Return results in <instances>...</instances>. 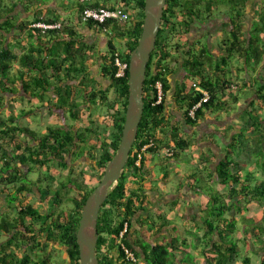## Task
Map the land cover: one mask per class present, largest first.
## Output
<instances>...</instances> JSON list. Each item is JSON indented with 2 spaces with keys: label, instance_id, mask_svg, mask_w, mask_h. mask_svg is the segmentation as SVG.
<instances>
[{
  "label": "trees",
  "instance_id": "16d2710c",
  "mask_svg": "<svg viewBox=\"0 0 264 264\" xmlns=\"http://www.w3.org/2000/svg\"><path fill=\"white\" fill-rule=\"evenodd\" d=\"M21 1L25 2L26 0ZM250 1L167 0L161 30L147 69V78L144 84V113L138 136L122 176L111 190L100 212L97 245L100 264H134L125 260L118 245L120 232L126 224L128 225V232L124 238V243L136 254L137 264H140V262L143 264H238V259H242V264H252L250 256H243V252L249 251L257 256L261 255L260 252H262L263 256H261L260 264H264V224L260 222L258 217L246 215L249 210L248 207L252 203L263 206L264 209V177L261 175V173H264V115L260 113L264 111V76L260 77L259 86L253 92L255 98L249 103L242 116L241 120L245 122V125L236 128L235 124L237 123L233 124L232 129L234 132L230 140L223 145H219V149H221L219 155H222V158L217 159L218 165L215 170L220 190L215 193H207L209 202L203 211L204 215L201 221H198V224L201 225L199 226L200 231H188L186 235L179 236L177 230H175L176 237L171 241L162 239L156 243L141 244L140 252L137 249V244L131 240L133 219L139 211H150L146 205L147 195L144 193L145 183L149 180L147 177L149 173L146 169L147 156L151 155L154 159L158 158L162 164H168L171 160L180 162L183 151L192 145L191 139L189 140L181 135L180 127H170L167 124L165 103L167 92L170 89L168 77L177 71V68L175 69L176 65L181 64L187 76L192 77L194 83L197 82L211 93L210 101L197 112L196 119L189 116V110L201 100L202 95L194 92L192 87V93L182 94L180 101L182 106L187 107L184 112L187 125L198 126L207 112L219 113L231 106L225 100V93L231 89L232 83L224 79L226 74L222 71L229 65V61L233 60L234 54L245 58L246 64L253 72H256L257 67L261 66L264 61L263 13L259 11L256 14L259 22H254L249 32L250 38L241 39L244 34L242 16L247 2ZM4 2L5 0H0V21L4 18L1 12ZM122 4L128 9L134 5L132 8L138 11V15L132 18L130 23L111 25L110 29L113 31V35L108 37L107 55L103 57L104 65L101 72L105 78H109L111 85L109 90H92L87 95L90 104L86 109L87 113L91 111V114L96 104H101L103 108L108 109L111 125L105 130L103 129V133L100 129H97L98 126L93 128V125H97V120L93 118L91 119L92 126L62 125L48 128L46 133L39 136L30 127H21L17 116L12 115L6 118L1 114L6 106L3 95L8 92H17V88L10 89L8 87L9 79L12 84L18 80L17 74L12 75L17 63H21L29 74L36 69L40 72V75L35 77V85L29 83L25 90L29 91L36 87L39 90L40 97L44 98V93L49 92L50 86L47 80L44 81L43 76L51 70L52 79L64 81L62 68L66 65V60L63 61L57 57L58 49L52 50L54 57H40V54H44L46 49L40 51L34 47L29 48L27 52L24 51L23 56L17 55L12 46H7L4 40V31L7 33L10 29L15 28L16 22L8 20L4 25L0 23V164H2L0 167V183L7 187L2 189L1 192H6L8 187L13 186L15 199H20L19 217L13 221H3L0 223V228L5 230L3 232L10 234L17 228L25 226V220L28 218L32 220L34 226H37L41 221L44 225H47L46 222L50 220L51 223L48 227H40V232L47 234L48 243H55L64 249L68 255L69 264H81L77 231L86 201L97 186L90 187L74 175H68L67 180L59 184V189L53 197L51 213L48 215L42 214L39 208L33 205L24 204L21 195L24 192L32 194L34 193V186L39 183L43 185L41 179L33 181L29 177L36 167L44 169L53 164L63 171L74 170L78 167H71L73 162H76L79 158L88 157L91 163L87 162L84 165L90 168L88 170L89 175L91 178L97 179V184H99L108 164L114 158L121 142L129 97V69L126 71L125 77L117 78L114 58L115 54L119 52L122 59L130 63L132 52L138 46L142 35L145 0H123ZM261 4L264 7V0H261ZM79 5L81 21L85 8L109 7L93 0H85V2L79 0ZM221 6L229 7L226 17L230 20V24L223 31L224 35L228 34L227 39L223 40L224 55L218 58L214 53V46L210 44L203 46L200 40H197L196 35L193 34L200 31L201 25H206L207 22L214 20L217 10ZM47 22L48 25H57L58 27L52 29L38 28L34 26L39 23L37 21L30 25H32V29L37 30V33H40V31L42 33L58 32L64 28L56 21ZM86 24L98 33L109 35L108 32L104 31V26H100L93 21L86 22ZM25 25L27 24L20 25L21 29ZM72 36H75L74 33H72ZM113 37L123 41V51V47L119 48L114 44ZM183 38H187V43L182 44L179 41ZM14 39L19 43V35H14ZM177 39H179L178 42H176ZM76 42V39H73L67 44L65 50L69 57L76 56L72 51L76 48ZM91 50H94L93 47ZM75 51L78 53V51H82V48L80 47ZM220 51L222 52V50ZM35 53H38V56ZM67 70V75L71 76L70 73H80L82 69L73 64ZM81 75L85 74L81 72ZM35 78L31 77L32 80ZM158 81L163 83L165 93V99L159 105L155 104L157 100L155 85ZM85 85L86 82L83 86ZM182 87L185 89L186 85L183 84ZM54 89L59 98L56 99L54 105H50L52 107L51 111H65L73 122L80 123L81 118L77 109L83 106V103H72L70 101L71 89L65 90L64 94L63 88L59 85H56ZM110 90L114 91L117 101L110 102ZM119 103L121 108H118ZM95 137L97 143L91 144ZM251 138L255 139L259 148V153L255 156L257 171H248L246 162L240 159L247 151L246 147ZM150 140L155 141L156 147L146 151L140 165H138V154ZM165 147L174 150L173 157L164 156L160 153L161 149ZM214 154L213 152L212 155ZM72 156L75 157L74 160H72ZM88 171L81 169L80 174L87 176ZM130 177H132V180ZM168 177L169 173L165 175L164 180ZM51 179L53 178L51 177ZM53 181H56V179H53ZM135 185H138V187L133 188ZM209 190H213V188L209 187ZM38 192L44 202L49 197L50 189L39 187ZM147 222L149 226L153 225L155 230L157 227L163 228L162 226L169 224L171 221L163 220L162 217L152 214L148 216ZM151 230L153 229L151 228ZM157 233L159 231H156ZM238 233L244 235V239L239 241L241 244L234 238ZM190 239L192 243H189ZM17 242L18 237H12L8 243L0 245V252L2 251L5 254L0 259L1 264H18V256L7 251ZM33 242L35 248L40 249L41 244L37 241V236L33 237ZM21 263L31 264L28 259ZM35 264H50V259L40 258Z\"/></svg>",
  "mask_w": 264,
  "mask_h": 264
},
{
  "label": "crops",
  "instance_id": "0c3cea01",
  "mask_svg": "<svg viewBox=\"0 0 264 264\" xmlns=\"http://www.w3.org/2000/svg\"><path fill=\"white\" fill-rule=\"evenodd\" d=\"M53 1L26 0L25 2H23L21 0H5V2L3 3V8L1 9L4 18L0 21V23H2L3 25L8 20L14 23L16 22L15 28L10 29V31H8L7 33L4 31V40L6 41L5 44L7 46H12L14 52L17 55L23 56L24 51L27 52L29 48L34 47L38 48L40 51L46 49V52L44 54L42 53V55L40 54V57H54L52 50L58 49L59 52L57 54V57L61 58V60L63 61L66 60V65L64 64L65 66L62 68V76L64 78V81L52 79L51 70H49L47 74L43 76L44 81L47 80L48 85L50 86L49 92L44 93V97L48 96L50 99L49 101H46L44 100V98L40 97L39 90H37L36 87H33L29 91L25 90V88L29 86V83H34L35 85V77L39 76L40 72L36 69L29 74L27 72V69L23 66H20V64L17 67H14L12 71L13 74L15 73V71L17 72L18 80L14 84L10 82V79L8 82V87L10 89L17 88V92H8L3 95V101L6 106L4 109L5 111L3 110L4 112L2 111L1 114L4 117L12 116H7L4 113H7L8 110L9 113H11V110L13 108L15 110L24 109L25 111H27L28 104L32 103V101L35 99H40L41 102H43V105L40 107L41 109L38 108V111L40 110L41 112H43L42 123L43 125H47L46 128L44 127V133H46V129L48 128L60 127L62 125H72V123H74L71 122L70 119L69 122H71V124L66 123L68 116L67 112L62 110L51 111L52 107H50V105H54L56 99L59 98L58 93L54 89L56 85H59L61 88H63V94L65 93V90L67 91L71 89L72 95L70 101H72V103H83V106L81 107L85 106L86 108H88L90 105L87 99V95L92 90H109V87L111 85L109 78H105L101 73L104 65L103 57L107 55L108 36L103 33H98V31H96L95 29L89 28L86 23L80 20L79 0ZM93 1H97L103 6L109 7L118 6L123 3V0ZM254 2V0L247 2L246 7L244 8L242 16L244 34L241 36L242 40L250 38L249 32L251 31L254 22H259V18L255 19L251 17V15L256 16L259 11L264 14V7H262V4L259 3L258 5H256V2ZM132 7H134V5ZM132 7L130 6V9L133 12L132 18H134L138 15V11ZM262 8L263 11H261ZM228 12V6H221L217 10L216 14H219L217 18L211 20L209 23L207 22L206 25H201L199 28L200 31H198V33L196 32V34H198L196 35L197 40H207V43L214 46V53H216V56L218 58L223 56V53L225 52L223 40L227 39V35H222V32L224 31V26L222 27V25H226L227 28L229 26L230 20L226 17ZM248 18L250 19L249 21ZM34 21H37L39 23L56 21L57 23L63 25L64 28L63 30H60L58 32L42 33L40 31V33H37V30L32 29L33 27L32 25H30ZM23 23H26L28 27H26L27 25H25L24 28L21 29L20 25H22ZM211 29H216L217 33L212 32L213 30ZM72 33H74L75 36H72ZM211 34L214 36L212 37ZM14 35H19V43H17V40L14 39ZM99 38H101L102 40L101 43L98 42ZM262 38L264 42V34L262 35ZM73 39H76L77 41V44L75 46L76 48L72 50L73 53H75L76 58L69 57L65 50L67 44L70 41H73ZM85 44L86 46L83 47V45ZM98 44H100V48ZM80 47L82 48V51H78L77 53V51L75 50L79 49ZM92 47L94 49L93 51L91 50ZM123 50L124 48H122V51ZM220 50H222V52ZM35 55L38 56V53H35ZM57 57L55 56V58ZM234 59H237V61L236 64L233 65ZM233 60H230L229 65L226 66L222 71L226 74V77L224 79H226V81L228 80L229 83H232L231 89L225 93V100H227L231 104V106H229L225 111L219 112L216 115H214L215 112L213 111L207 112L201 124L195 127L187 125L184 115L187 107L182 106L180 101L182 99V94L185 95L192 93L193 90L191 89V87L194 83V80L188 82L187 73L181 67V64H177V67H175V69L177 68V71L169 75L168 77L170 89L167 92L165 103L167 113L166 120H168L167 124L170 127H180L181 135L189 140L191 139L190 135L192 133H196L197 130H200V132L203 133L202 136L197 138V141L191 139V142L193 144V142L195 141L196 143H194L201 150L199 158L201 159L202 165L201 167L199 166V168L201 170L200 173L202 187L210 183V188L218 187L217 191L219 190L220 186L218 184V178L215 169L218 165L217 159L219 160V158H222V155H219V152L221 151V149H219V145L225 144L224 134L227 133L230 128L232 129L231 125L242 121L241 119L246 111V108L243 110L239 108L238 111L236 110V108L242 107L243 104L249 105V103L254 100L255 95L253 94V92L259 86V80L261 79L260 77L264 76V61L261 66L257 67V71L253 72L252 69H250V67L246 64L245 58L240 57L238 54H234ZM73 64L76 65L77 68L82 69L80 71L85 75H81V72H72L70 73L71 76H68L67 69ZM244 72L245 76L242 80L241 75H243ZM23 73L26 74L24 75ZM229 73L230 75L228 76L227 74ZM32 76L35 78L34 80L31 79ZM84 82H86L87 86H83ZM183 84L186 85L185 89L184 87H182ZM179 90L181 92L180 94ZM111 91L113 90H110V93ZM219 96L221 95L219 94ZM81 107L77 109L80 118L82 116ZM55 116L57 119L59 116H62L65 122L62 124L51 123L53 122V118ZM219 118H221L222 121H220ZM231 120H235V122L232 123ZM217 122L224 123V125L219 128L222 132L214 128V126H217ZM19 125L23 127L20 121ZM217 132L221 136L220 142L218 143L216 140H212L210 137H208V135H214ZM204 133H206V135H204ZM213 152L215 153L214 155H212ZM156 157L158 156L156 155ZM147 158L146 169L149 173V175L147 176L149 180L145 183L144 193L147 195L146 205L150 209V211H139L137 213L136 217L133 219V228L131 231V240L137 244V249L139 252L141 251V244L143 245L148 243H156L162 239L171 241L176 237V234L174 233L175 230L185 231V233L180 232L183 235H186V232L188 231H194V227L198 225V221H201L204 215L203 211L206 209V206L209 202L208 194H203L202 196L198 195L202 187L192 182V176L194 175V173H192L190 170L187 171L184 169H180L179 172L176 173L175 179L179 181V186L177 188H173L172 191L167 190L166 186L159 187L154 185L151 182L154 179V176L152 174L153 170L158 164H162V162H153L152 159L154 158L151 155H148ZM179 161L182 162V158ZM168 163L175 165L177 161L171 160ZM49 168L50 169H47L48 172L53 175L54 173L52 171V165L49 166ZM31 176L32 175H29L30 178ZM130 179L132 180V177H130ZM169 179H171L170 173ZM32 180L36 181V179ZM57 183L58 182L56 180L53 183L51 182L47 184V187L50 189V194L48 199L44 202L41 200V195L38 192V185L33 187L34 193L29 194L27 192H24L21 195L24 204L33 205L39 208L42 214L48 215L49 213H51L50 211L52 208L54 197L52 195V188H50V185H57ZM3 187L4 186L0 183V192L2 191V189H5V187ZM137 187L138 185H135L133 188ZM14 190L15 189L13 188V186H10L8 187V191H3L0 193V223H2L3 221H13L14 219H17L19 217L20 205H18L17 214H14L13 220L6 219L7 215L13 209L7 203V200L12 196ZM177 202L180 205H182L181 202H185L184 207L181 206L177 210L176 205L174 204ZM179 210H182L183 212L182 218H186L184 227H181V225L178 224L179 221L177 222V211ZM172 211L177 213V215L173 219H170L169 215L173 213ZM152 214L160 216L163 220H169L171 222L165 226H162L163 228L160 229V227H157L153 231L148 228L149 224L147 222L148 216ZM46 223L47 225H44V223L41 221L37 226H34L32 220L28 218L25 220V226L17 228L13 233L9 234L7 232H3V235L0 234V245H5L10 241V239H12V237H18V242L15 243L11 248H9V250H7L9 253L12 252L13 254H16V256H18V264H22L21 262L25 261L26 259H28L31 264H35L40 260V258H49L50 264H69L68 255L64 251V249L55 243H48L47 234L44 232H40V227H48L51 221L49 220ZM2 231L5 230L2 229ZM156 231H159V233L156 234ZM36 236L37 241L41 244L40 249H36L33 242V237ZM189 243H192L191 239L189 240ZM4 255L5 254H3V252L1 251L0 259ZM140 264L143 263L140 262Z\"/></svg>",
  "mask_w": 264,
  "mask_h": 264
},
{
  "label": "rangeland",
  "instance_id": "374dc122",
  "mask_svg": "<svg viewBox=\"0 0 264 264\" xmlns=\"http://www.w3.org/2000/svg\"><path fill=\"white\" fill-rule=\"evenodd\" d=\"M48 1H53V0H48ZM256 2V5H258L259 3H261V0H254ZM54 2V1H53ZM254 2V3H255ZM263 11V8L262 10ZM222 12V11H221ZM224 12V11H223ZM220 13V12H219ZM75 14V13H74ZM219 14H216V18ZM251 17L257 19V17L254 15H251ZM250 17V18H251ZM250 19L248 18V21ZM230 24V22H229ZM224 26V30L227 28L224 24L222 25V27ZM213 30L212 32H216L217 33V30L216 29H211ZM109 36L113 35V31H111V29L109 30ZM198 33V32H197ZM194 36L195 35H198L196 33L193 34ZM212 35V34H211ZM219 35V34H218ZM222 35H224V33L222 32ZM228 35V34H227ZM214 35H212L213 37ZM113 42L116 46H118L119 48H124V43L123 41H120L117 37H113ZM101 43V38L98 39ZM179 39L176 40V42H178ZM182 44L184 43H187V38H183L181 40H179ZM200 42H202V45H207L209 43H207V40H200ZM99 48H100V44H98ZM97 50V49H96ZM93 51V50H92ZM25 54V53H24ZM175 54V52H174ZM236 61L237 59H234L233 60V65L236 64ZM230 63V61H229ZM19 64L17 63V65H15V67H17ZM232 65V63H231ZM230 65V67H231ZM20 66H23L21 63H20ZM14 74H17V72L15 71ZM12 74V75H14ZM228 76L230 75L227 74ZM244 76H245V72L243 73V75H241V79L243 80L244 79ZM187 80L188 82H190L192 80V77L188 76L187 77ZM109 99H110V102H115L117 101L116 99V96H115V93L114 91H111L110 95H109ZM44 100L46 101H49V97L46 96L44 97ZM99 102V101H98ZM43 105V102H41L40 99H35L32 101V103L28 104L27 106V111L25 112L24 109H17L15 110L14 108L11 110V113H9V110L7 111V113H4L6 114L7 116L9 115H15L19 118V121L21 122V125L23 127H30L32 130H34L39 136H41L43 133H44V127L46 128L47 125H43V112H41L40 110L38 111V108H40L41 106ZM118 108H121V104L119 103L118 104ZM239 108L241 110L243 109H247L248 108V104H243L242 107H237L236 110L238 111ZM41 109V108H40ZM85 109H87L85 106L84 107H81V113H82V116H81V122H74L72 123V125H77V126H82V127H86V126H90L91 123H92V120L93 118H95L97 120V125H92L94 126L93 128H96L97 126V129L100 131H102L101 133H103V129L105 130L107 127H110L111 125V119L109 117V114H108V109L106 108H103L102 105H97L92 109V113H87L85 112ZM5 111V110H4ZM3 111V112H4ZM262 115H264V111H261L260 112ZM217 113H215L214 115H216ZM6 118H9V117H6ZM69 119L72 121L71 118H69V116H67V121L66 123L68 124H71V122H69ZM220 121H222L221 118H219ZM241 121V120H240ZM64 118L62 116H59L58 119L56 118V116L53 118V122L51 123H64ZM231 122H235V120H231ZM101 127V125H103ZM245 125V122L241 121V122H238L237 124H235V127H239L240 125ZM249 124V123H248ZM91 125V126H92ZM224 125V123L222 122H217V126H214V128L216 130H220L219 128H221L222 126ZM232 127H233V124H232ZM47 130V129H46ZM222 132V131H221ZM233 129L231 130H228L227 133L224 134V141L225 143H227L228 140H230L231 138V135L233 133ZM202 132H200V130H197L196 133H192L190 135V138L193 139V140H196L197 141V138H199L200 136H202ZM204 135H206V133H204ZM203 135V136H204ZM27 137V136H26ZM24 137V138H26ZM205 137V136H204ZM208 137H210L212 140H216L217 142L220 141L221 139V136L220 134L217 132L215 133L214 135H208ZM93 143L91 144H96L97 143V138H93ZM30 141V140H29ZM195 142V141H194ZM193 142V144L191 145L190 148L186 149L185 151H183L182 153V162H177L175 165H172L171 163H168V164H158L156 166V168L153 170V176H154V179L151 181L154 185L156 186H166V189L169 190V191H172L173 188H177L179 186V181L177 179H175L176 177V173L179 172L180 169H184V170H190L192 173H194V175L192 176V182L194 184H198L200 185V187H202V181H201V173H200V168L199 166L201 167L202 165V162H201V159L199 158L200 157V148ZM200 142V141H199ZM248 146L246 147L247 148V151L245 152V154H243L240 159H242V161H245L246 164H247V168H248V171H257L258 168L256 167V158L255 156L259 153V148H258V145H257V142L255 141V139L251 138L250 139V142L247 144ZM87 162H90V159L88 157L85 158ZM74 160V158L72 159ZM153 162L155 163H159V160L158 159H152ZM84 164H87V163H82L81 164V161H76L74 166L75 167H78V168H75L74 170L71 169V170H65L63 171L62 169H59L57 167H55L53 164H52V171H53V175H51L47 169H50L49 167L48 168H41L39 169V167H36V169L33 171V173L31 174V178L32 179H36V181L38 179H41L42 180V184L39 183L38 186L41 187V189H45L47 188V184L48 183H53V179H56L57 180V185L53 184V185H50V188H52V195L54 196L55 195V192L57 191V189H59V184L61 182H64L67 180V176L68 175H74L77 179H79L80 181H83L84 183H86L88 186L90 187H94L95 185L97 186V179H94V178H91V176L89 175L90 172L88 170H90L89 167H87V165H84ZM2 166V164H0V167ZM90 166V165H89ZM81 169H85L86 171H88V175L87 176H82L80 174L81 172ZM245 170V169H244ZM261 171V170H259ZM262 172V171H261ZM167 173H170V176H171V179H169V177L164 180V177ZM261 175L264 177V173H261ZM56 176V178H55ZM51 177L53 179H51ZM260 178V176H258ZM211 186L210 183L204 185V187H202L200 193L198 194L199 196H202L203 194H207V193H215L218 189V187H213V190H209L208 191V188ZM5 188L6 185H5ZM220 190V188H219ZM218 190V191H219ZM15 192V191H14ZM1 193V192H0ZM16 196H14L12 194L11 197H9V199L7 200V203L13 208L12 211H10V213L7 215L6 219L8 220H13L14 218V214H17V208H18V205H19V202H20V199L16 200L15 199ZM182 205H180L178 202L176 204V208L177 210L185 205V202H181ZM46 206V205H45ZM248 212L246 213V215H253V216H256L260 219V222H262V224H264V220H263V212H264V209H263V206H259L258 204L256 203H252L249 205L248 207ZM173 213H171L169 215V218L170 219H173L177 213H178V216H177V222L179 221L178 224L181 225V227H184L185 223H186V218L183 217L182 218V210H179L177 211V213H175L174 211H172ZM239 217V216H237ZM199 226H201L200 224H198L196 227H194V232H199L200 231V228ZM148 228H152L154 230V226L151 225V226H148ZM177 235L179 236H184L183 234L181 233H185V231H181V230H177ZM181 232V233H180ZM3 231L2 229L0 228V234H2ZM251 237V236H250ZM234 238L236 239V241H238L239 244H241L239 241L242 239H244V235L242 233H238L234 236ZM263 239H264V236H263ZM245 247V246H244ZM243 248V246H242ZM258 249V247H257ZM259 251V250H258ZM261 255L257 256L256 254L252 253V252H246L244 253L243 252V256L247 255V256H250L251 259H252V264H260L261 263V256H263V253L260 252ZM242 258V256H241ZM238 264H242V259H238Z\"/></svg>",
  "mask_w": 264,
  "mask_h": 264
},
{
  "label": "water",
  "instance_id": "95a60500",
  "mask_svg": "<svg viewBox=\"0 0 264 264\" xmlns=\"http://www.w3.org/2000/svg\"><path fill=\"white\" fill-rule=\"evenodd\" d=\"M166 4L167 0H145L142 35L129 63V97L121 142L102 180L86 201L77 231L81 264H100L97 255L100 212L111 190L119 182L138 136L144 113L147 69L161 30Z\"/></svg>",
  "mask_w": 264,
  "mask_h": 264
},
{
  "label": "built area",
  "instance_id": "2783aa9c",
  "mask_svg": "<svg viewBox=\"0 0 264 264\" xmlns=\"http://www.w3.org/2000/svg\"><path fill=\"white\" fill-rule=\"evenodd\" d=\"M83 2H85V0H83ZM132 15L133 12L130 9H128L124 4H120L118 6L111 8L101 7L99 9L87 7L84 9L82 13V21L85 23L93 21L100 26H104L105 32H109L111 25L126 24L131 21ZM34 26L42 29H52L58 27L57 25H51V24L48 25L46 23H37ZM114 65L116 67V77L117 78L125 77L126 71L129 69V63H127L122 59L119 52L115 54ZM192 88L194 92L202 95L201 100L189 110V116L192 119H196L197 112L204 106V104L210 101L211 93L197 82L192 84ZM155 89L157 90V100L155 104L159 105L163 103L165 99L163 83L161 81H158L155 85ZM152 147H156V143L154 140H150L146 145L143 146L141 152L138 154V158H139L137 162L138 165H140L144 153ZM160 153L163 154L164 156L173 157L175 152L173 149H169L165 147L161 149ZM127 232H128V225L126 224L125 228L120 232L118 245L120 246V250L124 255L125 260L130 263L137 264L138 259L136 257V254L124 243V238Z\"/></svg>",
  "mask_w": 264,
  "mask_h": 264
},
{
  "label": "flooded vegetation",
  "instance_id": "af4514ba",
  "mask_svg": "<svg viewBox=\"0 0 264 264\" xmlns=\"http://www.w3.org/2000/svg\"><path fill=\"white\" fill-rule=\"evenodd\" d=\"M73 157L74 156H72V159H73ZM86 157H82V158H79V160L78 161H81V163H87V161H86V159H85ZM74 159H75V157H74ZM77 159V158H76ZM74 164H75V162H73L72 163V166L71 167H73L74 166Z\"/></svg>",
  "mask_w": 264,
  "mask_h": 264
},
{
  "label": "clouds",
  "instance_id": "9594fccd",
  "mask_svg": "<svg viewBox=\"0 0 264 264\" xmlns=\"http://www.w3.org/2000/svg\"><path fill=\"white\" fill-rule=\"evenodd\" d=\"M131 10V9H130ZM132 11V10H131ZM129 23V22H128Z\"/></svg>",
  "mask_w": 264,
  "mask_h": 264
}]
</instances>
